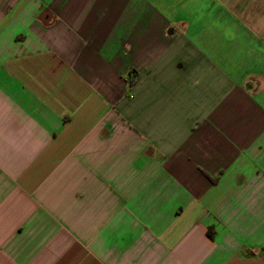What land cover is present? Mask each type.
<instances>
[{
    "label": "crops",
    "instance_id": "obj_1",
    "mask_svg": "<svg viewBox=\"0 0 264 264\" xmlns=\"http://www.w3.org/2000/svg\"><path fill=\"white\" fill-rule=\"evenodd\" d=\"M0 264H264V0H0Z\"/></svg>",
    "mask_w": 264,
    "mask_h": 264
}]
</instances>
